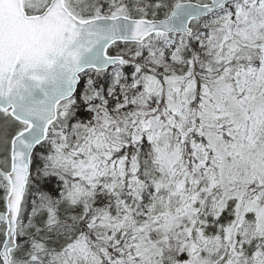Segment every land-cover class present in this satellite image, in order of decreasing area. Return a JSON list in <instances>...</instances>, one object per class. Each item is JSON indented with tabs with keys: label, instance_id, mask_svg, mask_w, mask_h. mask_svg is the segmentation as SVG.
<instances>
[{
	"label": "snow or ice",
	"instance_id": "1",
	"mask_svg": "<svg viewBox=\"0 0 264 264\" xmlns=\"http://www.w3.org/2000/svg\"><path fill=\"white\" fill-rule=\"evenodd\" d=\"M0 264H264V0H0Z\"/></svg>",
	"mask_w": 264,
	"mask_h": 264
}]
</instances>
